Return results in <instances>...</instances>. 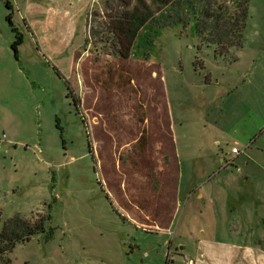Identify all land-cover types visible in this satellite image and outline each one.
<instances>
[{"label":"rangeland","instance_id":"rangeland-1","mask_svg":"<svg viewBox=\"0 0 264 264\" xmlns=\"http://www.w3.org/2000/svg\"><path fill=\"white\" fill-rule=\"evenodd\" d=\"M0 211L45 217L10 264H187L245 217L264 238V0H0Z\"/></svg>","mask_w":264,"mask_h":264},{"label":"crops","instance_id":"crops-1","mask_svg":"<svg viewBox=\"0 0 264 264\" xmlns=\"http://www.w3.org/2000/svg\"><path fill=\"white\" fill-rule=\"evenodd\" d=\"M237 158L238 155L235 156L233 160ZM138 218L141 219L138 221L142 222L140 226L146 225L151 229H142L143 231H148V233H160L163 235H169L171 232L169 220L162 221L163 218L160 215L155 217L154 221H151L149 217L144 215L142 218ZM130 221L134 222V219H130ZM251 223L252 222L248 221L247 217H245L241 224L236 223L235 227H233L237 233L241 231L239 233L241 237L246 234L248 235L246 240H241L240 242L237 240L226 241L220 237L215 238L213 236L195 241L193 258L189 260L187 264H264V238L257 234L253 237L251 236L252 234H250V232L254 231L250 226ZM221 231L222 229L217 227L214 221L208 224L207 232L209 234L220 235L222 233ZM205 233L204 231L202 232L203 235ZM172 244V239H170L169 249ZM172 260L173 259L166 257L167 263L171 262V264H173L174 260L173 262Z\"/></svg>","mask_w":264,"mask_h":264},{"label":"trees","instance_id":"trees-1","mask_svg":"<svg viewBox=\"0 0 264 264\" xmlns=\"http://www.w3.org/2000/svg\"><path fill=\"white\" fill-rule=\"evenodd\" d=\"M209 4L210 3H207V5ZM243 7L245 8L244 5ZM244 8H241L239 17L245 14ZM212 11H214L213 8L211 6L208 8L207 6L206 9L203 10L202 14L204 17H207L209 15L207 13ZM221 24L224 25V28L221 29H223V33H225L228 30V26H226L228 23L223 20ZM233 25L237 24L234 23ZM73 103L76 105L75 100ZM44 221V216H38L35 219L14 216L13 218L5 221L3 220L2 213L0 211V264H10L8 254L15 248L16 244L28 242L33 236L43 233Z\"/></svg>","mask_w":264,"mask_h":264},{"label":"built area","instance_id":"built-area-1","mask_svg":"<svg viewBox=\"0 0 264 264\" xmlns=\"http://www.w3.org/2000/svg\"><path fill=\"white\" fill-rule=\"evenodd\" d=\"M239 155V151L236 148L231 150L228 160L226 161V165L230 164L235 156Z\"/></svg>","mask_w":264,"mask_h":264}]
</instances>
